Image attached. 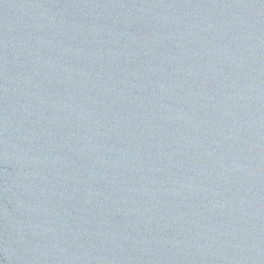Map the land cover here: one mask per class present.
<instances>
[{"label":"water","instance_id":"obj_1","mask_svg":"<svg viewBox=\"0 0 264 264\" xmlns=\"http://www.w3.org/2000/svg\"><path fill=\"white\" fill-rule=\"evenodd\" d=\"M0 264H74L1 185Z\"/></svg>","mask_w":264,"mask_h":264}]
</instances>
